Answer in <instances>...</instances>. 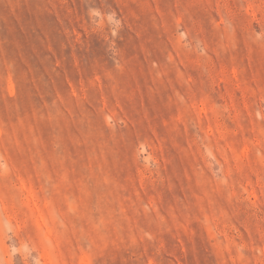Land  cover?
<instances>
[{
    "label": "rangeland",
    "instance_id": "1",
    "mask_svg": "<svg viewBox=\"0 0 264 264\" xmlns=\"http://www.w3.org/2000/svg\"><path fill=\"white\" fill-rule=\"evenodd\" d=\"M0 264H264V0H0Z\"/></svg>",
    "mask_w": 264,
    "mask_h": 264
}]
</instances>
